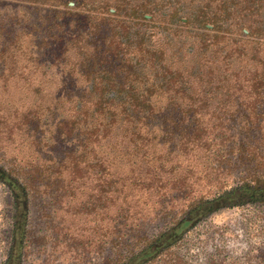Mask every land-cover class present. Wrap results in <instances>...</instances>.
I'll list each match as a JSON object with an SVG mask.
<instances>
[{
    "label": "trees",
    "instance_id": "obj_1",
    "mask_svg": "<svg viewBox=\"0 0 264 264\" xmlns=\"http://www.w3.org/2000/svg\"><path fill=\"white\" fill-rule=\"evenodd\" d=\"M0 78L27 89L0 122L6 153L30 159L0 166L16 210L7 264L22 259L30 177L120 203L138 241L164 229L121 264L264 205V0H0Z\"/></svg>",
    "mask_w": 264,
    "mask_h": 264
},
{
    "label": "rangeland",
    "instance_id": "obj_2",
    "mask_svg": "<svg viewBox=\"0 0 264 264\" xmlns=\"http://www.w3.org/2000/svg\"><path fill=\"white\" fill-rule=\"evenodd\" d=\"M53 89L48 87L44 93ZM24 94L27 89L23 81L6 82L0 78V111L10 108L14 99ZM254 99L245 98L242 102ZM246 110L251 112L252 108ZM14 133L18 138L25 137L27 132L14 129ZM9 134L11 129L0 122V166L21 171L24 161L30 160L27 146L18 158L11 159L6 153L11 148ZM30 178L37 188L33 187L30 195L27 235L18 249L22 253L20 264H121L154 241L152 234L164 230L160 226L155 228L153 222L141 228V235L144 233L146 237L138 241L139 232L120 223L118 213L123 215L120 203L106 209L95 205L97 191L93 196L89 191H66ZM90 196L92 202L84 206ZM15 214L12 193L0 181V264H7L13 247ZM149 264H264V205L226 209L215 214Z\"/></svg>",
    "mask_w": 264,
    "mask_h": 264
},
{
    "label": "water",
    "instance_id": "obj_3",
    "mask_svg": "<svg viewBox=\"0 0 264 264\" xmlns=\"http://www.w3.org/2000/svg\"><path fill=\"white\" fill-rule=\"evenodd\" d=\"M71 5H73V3Z\"/></svg>",
    "mask_w": 264,
    "mask_h": 264
}]
</instances>
